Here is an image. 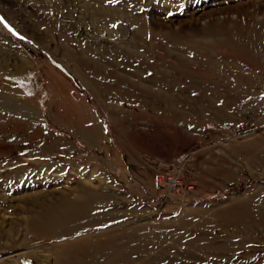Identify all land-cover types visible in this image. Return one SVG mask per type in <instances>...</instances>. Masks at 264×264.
I'll list each match as a JSON object with an SVG mask.
<instances>
[{
	"label": "rangeland",
	"instance_id": "rangeland-1",
	"mask_svg": "<svg viewBox=\"0 0 264 264\" xmlns=\"http://www.w3.org/2000/svg\"><path fill=\"white\" fill-rule=\"evenodd\" d=\"M0 264H264V0H0Z\"/></svg>",
	"mask_w": 264,
	"mask_h": 264
},
{
	"label": "bare ground",
	"instance_id": "bare-ground-1",
	"mask_svg": "<svg viewBox=\"0 0 264 264\" xmlns=\"http://www.w3.org/2000/svg\"><path fill=\"white\" fill-rule=\"evenodd\" d=\"M27 84V82H25ZM65 192V191H64Z\"/></svg>",
	"mask_w": 264,
	"mask_h": 264
}]
</instances>
